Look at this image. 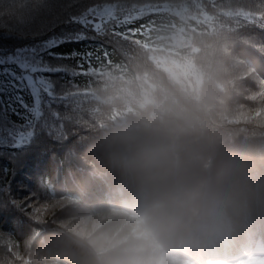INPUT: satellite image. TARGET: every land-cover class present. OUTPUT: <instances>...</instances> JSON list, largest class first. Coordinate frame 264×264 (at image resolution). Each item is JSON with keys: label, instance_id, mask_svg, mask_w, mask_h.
I'll use <instances>...</instances> for the list:
<instances>
[{"label": "clouds", "instance_id": "9594fccd", "mask_svg": "<svg viewBox=\"0 0 264 264\" xmlns=\"http://www.w3.org/2000/svg\"><path fill=\"white\" fill-rule=\"evenodd\" d=\"M172 29L141 25L90 75L65 174L25 231L0 229V264L264 261V75L222 25Z\"/></svg>", "mask_w": 264, "mask_h": 264}, {"label": "snow or ice", "instance_id": "6c2138e0", "mask_svg": "<svg viewBox=\"0 0 264 264\" xmlns=\"http://www.w3.org/2000/svg\"><path fill=\"white\" fill-rule=\"evenodd\" d=\"M235 19L264 32V0L237 9ZM147 23L123 0H0V158L8 162L0 169V182L15 193L0 197V228L26 230L28 220L17 213L38 214L45 203L32 202L36 193L29 180L40 176V188H48L42 175L48 137L64 141L83 127L82 91L69 86L67 75L90 77L121 41ZM61 104L64 111L57 107ZM62 164L58 161L57 169Z\"/></svg>", "mask_w": 264, "mask_h": 264}, {"label": "trees", "instance_id": "16d2710c", "mask_svg": "<svg viewBox=\"0 0 264 264\" xmlns=\"http://www.w3.org/2000/svg\"><path fill=\"white\" fill-rule=\"evenodd\" d=\"M201 0H189V4ZM150 5H162L168 2V0H147ZM179 3V0H177ZM254 0H203L202 1V12L207 15H210L217 19V26H220V23H223V28L226 31L231 33L232 39L234 41V51L243 59L250 62L253 66L257 67L261 75H264V32H261L259 29L253 27L251 24H245L244 22H232L231 20L225 18L226 13L236 14L237 9H249L253 8ZM254 10V9H253ZM148 21L147 25L153 27L165 26L167 29H172V25L175 24L177 28L181 25L184 27L185 24L178 20L175 16L170 15L167 12L159 11L150 13L144 16ZM228 20V21H227ZM192 28L197 29L198 31L205 30L207 25L204 23L200 24H191ZM175 31V29H172ZM162 34L167 35L168 32H163ZM141 40L144 37H139ZM111 51V46H108ZM120 49L118 51L117 49ZM127 52L129 55H134V47L128 44L125 41H121L119 45L116 46V51L112 54L113 60H117L121 57V52ZM70 67L75 68L78 72L81 71L76 63H71ZM86 67V65H85ZM66 80L69 82V86L75 85L81 91H83L90 83L91 77L78 75L76 77L67 75ZM60 111L65 110L63 104L57 106ZM82 133L83 129H74ZM76 138V135H70L68 139L64 141H58L48 137V149L43 154V169L42 175L44 178V183L48 184L47 189L40 188V176H36L29 180V185L33 192L36 195L32 196V202L36 203L37 206L46 202V200L56 191V185L59 180L63 178L65 174V168L60 165L57 169L58 161L63 159L66 148L72 143L73 139ZM28 147H31L30 145ZM3 149L0 148V154H2ZM7 161L0 158V169H3L7 165ZM2 174V173H0ZM9 181H12V184L15 185L17 180L11 175L7 177ZM9 186L0 182V197L5 195H15L6 191ZM29 213L32 212V209H27ZM18 216L22 217L24 220H28V216H25L23 213H17ZM5 230L3 228H0ZM9 231V230H8ZM13 233L17 231L11 230Z\"/></svg>", "mask_w": 264, "mask_h": 264}, {"label": "rangeland", "instance_id": "374dc122", "mask_svg": "<svg viewBox=\"0 0 264 264\" xmlns=\"http://www.w3.org/2000/svg\"><path fill=\"white\" fill-rule=\"evenodd\" d=\"M164 4L162 5H151V7L149 9H147L143 15H148L150 13H154V12H159V11H163V12H167L169 13L170 15H173V16H176L178 19L179 16H177L176 14H174L175 12H181L183 13V9L182 8H179V7H176L172 10H166L164 7H163ZM202 10V4L201 3H198V2H194L192 4H189V13H195V15L200 19V20H204V13L201 11ZM235 15L234 13H226L225 14V18L231 20L232 22L236 21L235 19ZM210 18H212V16H208ZM185 21H194L197 23V20L196 19H191L190 15L186 16V19ZM183 21V22H185ZM228 21V20H227ZM207 23H214V24H217L218 21L217 19L215 18L214 20H208L205 24L207 25ZM221 25H223V23H220ZM179 35V33H177Z\"/></svg>", "mask_w": 264, "mask_h": 264}]
</instances>
